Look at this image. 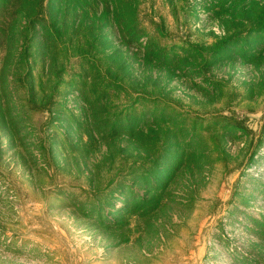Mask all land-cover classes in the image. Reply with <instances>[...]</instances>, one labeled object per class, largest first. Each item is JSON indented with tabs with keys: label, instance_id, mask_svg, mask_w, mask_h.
Wrapping results in <instances>:
<instances>
[{
	"label": "rangeland",
	"instance_id": "rangeland-1",
	"mask_svg": "<svg viewBox=\"0 0 264 264\" xmlns=\"http://www.w3.org/2000/svg\"><path fill=\"white\" fill-rule=\"evenodd\" d=\"M0 264H264V0H0Z\"/></svg>",
	"mask_w": 264,
	"mask_h": 264
},
{
	"label": "trees",
	"instance_id": "trees-1",
	"mask_svg": "<svg viewBox=\"0 0 264 264\" xmlns=\"http://www.w3.org/2000/svg\"><path fill=\"white\" fill-rule=\"evenodd\" d=\"M43 1H44V0H40V7H42Z\"/></svg>",
	"mask_w": 264,
	"mask_h": 264
}]
</instances>
